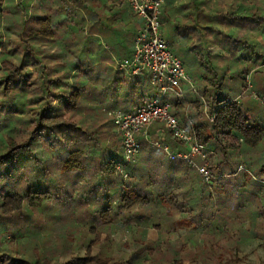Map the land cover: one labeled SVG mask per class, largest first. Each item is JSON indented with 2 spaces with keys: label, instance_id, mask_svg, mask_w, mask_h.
<instances>
[{
  "label": "trees",
  "instance_id": "obj_1",
  "mask_svg": "<svg viewBox=\"0 0 264 264\" xmlns=\"http://www.w3.org/2000/svg\"><path fill=\"white\" fill-rule=\"evenodd\" d=\"M32 1L24 3L20 0L16 7L7 6L3 9L0 0V17L3 14L22 15L23 29L28 28L22 49L13 48L11 42H4L0 35V165L18 164L27 157L36 163L32 170H36L38 175L37 185L21 181L16 191L0 194V264H80L78 262L82 261L84 264H150L148 255H163L164 242L143 241L138 243L137 252L126 262L100 260L91 254L92 246L100 238L97 235L86 248L85 258H81L78 255L79 248L73 245L74 237L62 238L54 247L55 243L41 240L33 230L24 229L23 226L19 230L18 240L5 241L2 232L6 229L10 231L9 225L26 223L34 212L49 206L62 212L65 209L70 216L78 213L101 215L100 221L104 227L124 222L132 234L137 224L131 222L147 218V223H150L160 215V211L168 214L172 209L191 220L195 227L204 229L215 218L214 215L209 217L208 213H214L217 206L232 201L237 203L235 215L240 220L239 211L245 207L235 202L234 196L227 191L234 190L235 197L238 196L242 186L238 182L237 172L229 178L233 179L235 189L232 186L224 187L222 179H228L224 169L232 164L230 152L240 146L238 136L250 150L258 148L264 140V124L256 108L229 97L221 99L214 95L209 101V116L214 117L210 135L207 126H190L182 109V99L175 97L169 101L172 113L181 119L184 127L193 128L199 141L206 146L208 169L213 180L207 183L197 169L186 161L173 160L163 149L150 145V142H159L169 146L172 154L188 151L167 132L163 124L158 123L149 131V141L139 137L141 149H145L140 155L149 156L153 164L150 169L124 165L128 173L126 180L130 182L127 185L117 170L123 164L120 157L122 138L111 127L102 128L95 119H90L87 115L93 106L90 101L94 100L95 105L97 100L98 104L104 103L113 109L120 105L123 96L127 98L137 92L141 104L146 105L157 97V88L151 79L148 82L139 80L131 83V76L126 73L102 66L99 75L104 80L99 96L95 95L94 90L99 88L97 84L91 83L94 77L99 78L94 75V68L100 65L96 64V60H91L96 57L93 46L89 45L82 51L86 56L81 59L80 54L74 52L69 44L63 53L48 49L47 36L51 35L50 41L56 39V42L59 38L55 37V33L61 34L64 24H67L65 29L71 41H79L81 45L88 38L82 43L78 36L94 34L99 23L92 21L88 24L80 14L81 4L77 1L79 6L70 8L65 12L66 17L59 21L61 23L51 26L52 15L63 11L57 9L56 12H49L51 17L38 18L34 16ZM184 1L186 3L179 12L185 10L191 15L196 13L199 16L197 21L206 25L208 0ZM174 2L169 1L171 4ZM28 14L30 19H24ZM98 19L102 24L99 16ZM102 26L110 29V25ZM42 33L47 38L35 41L38 46L33 47V41ZM80 49L79 53H82ZM199 106H195L197 111ZM111 123L115 127L112 119ZM195 160L197 164H202L200 159ZM144 170L149 171L144 173ZM18 172L23 174L26 170L20 168ZM248 177V174H244V178L252 179ZM251 182L261 187L256 181ZM210 187H215L219 194L225 193L224 199H217ZM222 220L223 216L220 215L216 223L219 225ZM154 227L162 232L159 224ZM261 231L264 232V226ZM6 244L8 247L4 248ZM13 246L16 247L15 252L12 251Z\"/></svg>",
  "mask_w": 264,
  "mask_h": 264
},
{
  "label": "rangeland",
  "instance_id": "obj_2",
  "mask_svg": "<svg viewBox=\"0 0 264 264\" xmlns=\"http://www.w3.org/2000/svg\"><path fill=\"white\" fill-rule=\"evenodd\" d=\"M26 1L23 0L24 3ZM2 2L1 7L5 9L7 6L16 7L20 0H2ZM117 4L120 6L118 10L122 12L119 13L118 20H123L126 14V20L129 21L130 18L124 8L121 7V3L117 1ZM240 4L232 8L231 12H215L214 18L216 21L207 27L197 21L199 16L196 13L191 15V13L184 10L182 14H186L185 19L187 20L183 17L167 20L161 28L162 36L169 42L172 52L182 61L185 70L192 79L193 87L182 84L185 95V99L182 98L183 112L188 122H190V126H194L193 123L207 126L210 135L214 117L209 116L211 108V102L209 101L213 95H217L221 99L229 97L241 103L251 104L256 108L257 115L261 117L260 121L264 124V2L242 0ZM60 7L65 8L62 5ZM100 7L97 0H94L90 9L97 15L100 13L102 17V15H106L105 10L108 8L101 9ZM251 7L257 10L254 14ZM82 11H85V8ZM123 11L125 12L123 13ZM27 16L24 19L29 20V14ZM63 19L60 15L56 16L55 19L51 20V26L61 23L59 21ZM137 20L138 25L142 23L139 17ZM126 23L121 21L116 26L123 44L110 45L103 38H88L87 42H90V44L87 43V47L92 45L96 53L101 52L104 48L103 43L106 41V45L109 46L115 58L111 62L109 60L111 56L108 53L106 54L108 57L103 55L105 58L98 63L100 67L95 66L94 75L99 76L97 79L94 77L91 83L92 85L97 84L99 88V90H94L95 95L99 96L101 84L104 80L103 76L99 75L102 72V66L110 67L111 65L113 70H117L116 65L118 62L132 56L133 45L130 41L133 37V29L131 27L126 28ZM65 25L67 24H64V30L61 34L54 32L55 37L59 38L56 42H54L56 40L54 38L50 41L51 35L47 36L42 33L33 41L32 46H38L35 41H43L48 37V49L63 53L64 50L66 51L65 46L69 44L71 49L78 52L81 59H83L86 55L82 52L84 50L80 49L78 40L80 39L83 43L85 37L79 35L78 42L71 41L72 38L65 29ZM27 31L28 28L23 29L22 15L3 14L0 17V35L4 42L10 41L13 48H23L24 41L27 39ZM197 33L204 36L201 41H195L192 36ZM74 43H78V45ZM84 45L81 44L80 46L83 48ZM78 48L82 53H79ZM105 51L106 49L103 50V52ZM99 56L102 55H97V57ZM91 60L96 59L92 58ZM222 60L225 65L221 67L218 65V61ZM150 79L147 74H143L136 79L130 78V82L133 83L136 80L148 82ZM201 79H209L216 85L204 86L201 84ZM205 89L208 96L204 95ZM174 98L175 96L170 93L166 99L171 102ZM125 100L126 98L123 96L120 103ZM90 102L93 104L91 110L87 112L90 119H95L96 123L102 125V128L109 126L114 132L118 133L116 127H113L111 123L113 118L109 115V112L117 109L108 108L104 103L100 105L97 100L95 105L94 100ZM196 104L201 105L199 111H197L198 108L195 109ZM134 106H142L139 98L135 100ZM179 120L181 121V119ZM142 138L145 137L142 136ZM147 140H150L149 134ZM237 142L240 146L230 152L232 164L224 169V174L227 175L228 179L223 178L222 184L224 187L232 186L235 189L236 185L232 181L233 179L229 178H231L232 173L237 172L238 182L242 186L241 190L237 189L238 196L235 197L234 190H226L234 196L235 202H240V205L242 204L245 207L239 211L240 220H237L238 218L235 215L237 203L232 201L217 206L215 208L217 211L214 213L209 212V217L214 215L213 218H215H212L213 221L210 222V226L204 229L197 226L196 228L191 220L182 217L177 210L172 209L168 214L160 211V215L154 217L150 223H147V218L131 222V224H137L136 230L132 234L128 226L124 225V222L112 227H104L100 221L101 215L93 213L82 215L78 213L75 216H70L65 209L62 212L57 210L58 208L49 206L47 209L34 212L31 220L26 223L17 222L15 226L9 225L10 231L6 229L2 232V235L6 242L14 238L18 240L19 230L23 226L24 229L30 228L33 230L41 240L46 239L52 241L53 244L55 243L54 247L57 246L60 239L71 236L74 237L73 245L80 250L78 255L81 258H85L89 243L94 241L97 235H100L95 245L92 246L91 254L95 258L108 260L111 263L130 260L137 252L138 243L150 241L165 243L162 251L163 255L159 253H155L153 256L148 255L147 259H150V264H264V232L261 231L264 226V174H262L264 171V140L255 150H250L243 143L240 136H238ZM155 143L157 142H150V145L153 146ZM208 148L212 149V146ZM142 151H145V149L142 148ZM152 164L153 160L149 156L140 155L132 168L150 169ZM33 167H36V163L32 160L29 161L27 157H24L18 164L10 163L4 167L0 165V194L5 195L16 191L20 188L21 181L37 185L38 175L36 170H32ZM20 168L21 170L24 168L26 172L19 174ZM148 171L144 170V173ZM9 173L12 176L9 177ZM244 174H248V178L258 182L261 187H256L251 180L244 178ZM6 176L9 178L5 179ZM125 184L130 185V182L126 180ZM210 191L217 199H224L225 193L219 194L215 187H210ZM220 215L223 216V220L218 225L216 218ZM72 217H75V219L73 220ZM158 224L161 226L162 232L155 229L154 226ZM258 230L259 232H257ZM7 245L4 248H7ZM12 249V251H16V247L13 246ZM78 263L84 264L83 261Z\"/></svg>",
  "mask_w": 264,
  "mask_h": 264
},
{
  "label": "built area",
  "instance_id": "obj_3",
  "mask_svg": "<svg viewBox=\"0 0 264 264\" xmlns=\"http://www.w3.org/2000/svg\"><path fill=\"white\" fill-rule=\"evenodd\" d=\"M126 3L132 12L143 21V26L134 41V51L130 58L117 63V71L131 77L147 74L158 90V95L151 102L142 105L134 112L125 113L121 110L111 111L114 125L122 138L120 157L123 164L117 167L118 172L126 180L128 173L124 165H134L141 152L139 137L148 139L150 129L156 124H163L167 132L181 142L188 151L172 154L168 146L155 143L156 148L163 149L171 159L186 161L197 169L207 183L213 180L208 169V153L193 128L184 127L172 113L171 103L166 99L171 93L176 98L184 97L182 84H193L187 75L182 61L171 50L169 43L162 37V16L165 0H120ZM264 2V0H255ZM214 120V119H213ZM202 164H197L195 159Z\"/></svg>",
  "mask_w": 264,
  "mask_h": 264
},
{
  "label": "crops",
  "instance_id": "obj_4",
  "mask_svg": "<svg viewBox=\"0 0 264 264\" xmlns=\"http://www.w3.org/2000/svg\"><path fill=\"white\" fill-rule=\"evenodd\" d=\"M77 1H79L81 4V8H79L80 9L79 11H80V14L83 16V18L86 19V22L88 24H90L93 21V22L99 23V25H100L98 27V29L97 28L95 29L96 32L94 34L86 35L85 40H87V38H89V37H91V38L94 37V39L95 38L106 39V41L108 43H110V45H116V44H120V43L123 44L122 40L120 39L119 33L116 30V26H118V24H120L121 21L122 22L124 21L125 23L128 22L125 24L126 28L131 27L133 29V37H132V40L130 42L133 45V51H134V41H135V38H136L138 32L141 30V28L143 26V21L140 20V21H142V23H140L138 25V20H139V19L137 20L138 17L132 12L130 7L126 3H123L120 0H111V1H109V0H97V3L101 6L100 7L101 9L102 8L103 9L108 8L107 10H105L106 15H104V16L102 15V17H101L100 13H99V15H97V13H95L93 10L90 9L92 7V3L94 2V0H33L31 2V6L34 7V11H36V12H34V16H37L38 18H45V17H49V16L51 17L49 12H54V11L56 12L57 9L59 11H63V12H59L58 15H55V14L52 15L53 16L52 19H55L56 16H59V15L62 16L63 18H65L66 17L65 12L69 11V9H70L69 7H76L78 5ZM117 1L121 3L120 4L121 7H123L124 10L126 11L127 16L130 18L129 21L126 20V17H125L126 14L123 17V20H121V19L118 20L119 19L118 15L121 11L118 10V7L120 8V6L117 4ZM169 1L171 2V0H165V4L163 6V7H165V6L166 7L163 9L162 26H163V24H165V22L167 20H171V19L178 18V17H183L185 19V14H182L184 10L182 12H179V10L182 7V5H184L186 2L184 0H175V2L173 4H171V3H169ZM241 1L240 0H208L209 3L206 6V13H207L206 27L210 24H213V22L216 21V19L214 18L215 12L216 13L217 12H225V11L231 12V9L234 8L235 6L239 5ZM61 5L63 7L65 6V8H63L64 10L60 7ZM57 6H58V8H57ZM84 8H85V11H82V9H84ZM251 9H252L253 14L257 11L253 7H251ZM125 11H123V13ZM98 16L100 17V20L103 22L102 24H105L107 27H108V25H110V29L103 28L102 24H100V21H98L99 20ZM185 20H187V19H185ZM37 30H39V29H37ZM161 33H162V31H161ZM192 36L195 38V41H201L202 38L204 37L201 33H199V35H198V33L193 34ZM223 38H225V37H223ZM106 41H104L105 43H103V47L106 49V51L103 52L104 49H102L100 53L95 52V54H96L95 59L97 61L96 62L97 65L100 61H103V59L105 58V56L103 57V55H106L108 53L111 56V58H109L110 61L115 59L113 57V53H111V51L109 49V46L106 45ZM84 44L85 45L83 47V50H85V48L87 47V41H84ZM132 54H133V52H132ZM97 55H102V56L97 57ZM106 56L108 57V55H106ZM218 65H220L222 67L223 65H225V63L223 62V60L220 62L218 61ZM110 67H111V65H110ZM111 68L113 69V67H111ZM186 73H187V71H186ZM187 75H188V73H187ZM136 78H138V77H131V79H136ZM189 78L192 82V79L190 76H189ZM136 81H139V80H136ZM201 84H203L204 86L216 85L213 81H211L209 79H201ZM140 93L142 94V90H140ZM204 95L208 96V92L206 89L204 90ZM213 96H211V97H213ZM137 98L140 99V97H138V93L136 92L133 96L127 97L123 103H120V105H116V109L122 110L125 113L134 112L137 108H139V107L134 106L135 100ZM183 99H185V95H184ZM182 107H183V103H182ZM193 125H194V127H200L201 126V124H194V123H193Z\"/></svg>",
  "mask_w": 264,
  "mask_h": 264
}]
</instances>
